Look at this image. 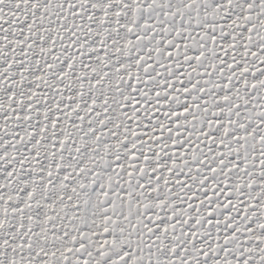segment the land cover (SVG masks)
Returning <instances> with one entry per match:
<instances>
[{
  "label": "snow or ice",
  "instance_id": "snow-or-ice-1",
  "mask_svg": "<svg viewBox=\"0 0 264 264\" xmlns=\"http://www.w3.org/2000/svg\"><path fill=\"white\" fill-rule=\"evenodd\" d=\"M0 264H264V0H0Z\"/></svg>",
  "mask_w": 264,
  "mask_h": 264
}]
</instances>
